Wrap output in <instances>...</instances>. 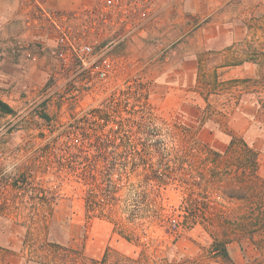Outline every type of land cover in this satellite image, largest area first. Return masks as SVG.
Wrapping results in <instances>:
<instances>
[{"label": "rangeland", "instance_id": "1", "mask_svg": "<svg viewBox=\"0 0 264 264\" xmlns=\"http://www.w3.org/2000/svg\"><path fill=\"white\" fill-rule=\"evenodd\" d=\"M221 15L245 27L248 39L240 49L255 73L247 87L264 100V0H229ZM171 50L168 46L167 55ZM136 51L133 55L131 45L114 47L111 75L90 83L82 105L72 104L67 96L71 85L54 75L45 81L48 98L11 113L0 108V229L19 227L35 264H90L104 253L103 264H223L210 252L214 240L225 241L234 262L244 264L245 257L258 255L251 232L255 243L264 239V184L247 175L251 158L237 139L223 153L202 142L199 124L193 122L197 111L158 105L152 77L159 70L148 67L147 43ZM99 105H152L157 110L151 136L140 132L144 128L138 120L123 119L114 143L118 153L150 158L157 171L159 158L167 157V187L161 196H150L162 197L161 217L149 215L131 224L121 215L85 213L88 188L76 182L69 154L77 140H87L70 125ZM203 113L202 120L217 119L210 107ZM116 129L117 124L107 125L110 133ZM96 137L104 138L86 135L92 142ZM127 137L128 143L119 144L118 138L126 142ZM145 175L138 167L132 179L138 185Z\"/></svg>", "mask_w": 264, "mask_h": 264}, {"label": "crops", "instance_id": "2", "mask_svg": "<svg viewBox=\"0 0 264 264\" xmlns=\"http://www.w3.org/2000/svg\"><path fill=\"white\" fill-rule=\"evenodd\" d=\"M39 1L63 13L90 4V0ZM228 1L157 0L158 19L123 46L131 45L136 55V49L147 43L148 67L159 70L152 77V93L160 95L158 105L197 111L193 120L199 124L197 137L218 152L223 153L231 140L245 143L256 152V174L264 179V100L247 87L255 78L253 65L240 49L248 37L242 24L221 15ZM30 9L27 0H0V103L12 111L48 98L45 81L57 71L56 61L34 45L44 32L24 26ZM72 91L67 93L71 100ZM206 107L217 119L202 120ZM28 253L19 227L0 229V264H35Z\"/></svg>", "mask_w": 264, "mask_h": 264}, {"label": "trees", "instance_id": "3", "mask_svg": "<svg viewBox=\"0 0 264 264\" xmlns=\"http://www.w3.org/2000/svg\"><path fill=\"white\" fill-rule=\"evenodd\" d=\"M0 108L7 113L12 112L1 103ZM123 119L138 120L136 124L147 130V133L144 129L140 132L147 136L148 132L154 131L153 120L157 119V110L152 105H99L90 109L82 118L74 120L70 125L74 134L82 135V141L83 139L87 141L78 142L77 140L73 148L74 152L69 154V163L72 165V173L76 182H84L88 188L84 201L87 215L97 218L121 215L127 222L134 224L138 219H147L149 215L156 216L155 218L161 217L162 197L160 199V197L151 198L150 196L151 194L161 196L162 189L167 187V170H165L167 157L159 158L162 163H159L161 167L158 166L160 172L155 170L157 167L153 168L150 158L136 157L126 150L124 153H118L116 150L120 146L115 145L114 142L117 140L116 133L119 130L120 121ZM109 124H117V129L112 130V133L107 131ZM109 134L115 137L110 138ZM86 135H103L104 138L96 137L92 142L91 139L86 138ZM118 140H120L119 144H126L130 141L129 137L126 142L119 138ZM96 143L99 144L98 148ZM232 144L233 140L228 148ZM241 146L251 158L249 160L251 167L246 171L247 175L264 184V180L256 174V152L245 143ZM138 167L143 169L146 179L137 185L132 176ZM260 227L264 228V218ZM252 233L249 240L257 247L258 255L252 259L245 257L244 264H264V239L260 243H255ZM129 234L136 235L134 230ZM141 235L146 237L145 233ZM210 252L223 264H237L229 255L227 244L223 240H214ZM105 261L104 253L99 261L90 259V264H103Z\"/></svg>", "mask_w": 264, "mask_h": 264}, {"label": "built area", "instance_id": "4", "mask_svg": "<svg viewBox=\"0 0 264 264\" xmlns=\"http://www.w3.org/2000/svg\"><path fill=\"white\" fill-rule=\"evenodd\" d=\"M27 2L31 9L25 27L44 32L34 45L56 61L54 75L71 85L73 105H82L90 83L111 75L113 48L129 42L159 16L157 0H90L69 13L49 9L39 0ZM48 41L53 45L48 47ZM171 222L176 226L174 219Z\"/></svg>", "mask_w": 264, "mask_h": 264}]
</instances>
